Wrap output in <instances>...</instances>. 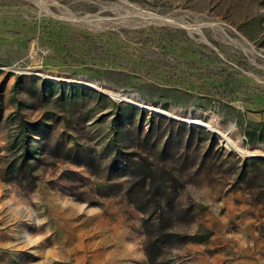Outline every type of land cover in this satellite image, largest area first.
Instances as JSON below:
<instances>
[{"label": "rangeland", "instance_id": "rangeland-1", "mask_svg": "<svg viewBox=\"0 0 264 264\" xmlns=\"http://www.w3.org/2000/svg\"><path fill=\"white\" fill-rule=\"evenodd\" d=\"M0 264H264V0H0Z\"/></svg>", "mask_w": 264, "mask_h": 264}]
</instances>
